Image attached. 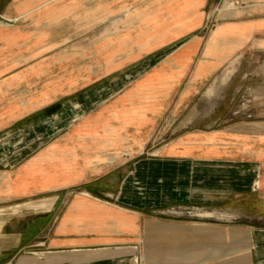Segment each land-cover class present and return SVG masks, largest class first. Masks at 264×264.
<instances>
[{"label":"crops","instance_id":"obj_1","mask_svg":"<svg viewBox=\"0 0 264 264\" xmlns=\"http://www.w3.org/2000/svg\"><path fill=\"white\" fill-rule=\"evenodd\" d=\"M189 1L0 0V264H136L140 251L143 264H264L254 225L150 213L216 201L223 194L211 189L227 173V187L251 189L235 164H264V130L188 129L197 108L183 116L251 43L264 50V12L240 8L205 36L212 0ZM146 55L153 63L136 81L69 115L41 145L12 151L17 128L45 122ZM171 114L183 116L175 137L152 149Z\"/></svg>","mask_w":264,"mask_h":264},{"label":"rangeland","instance_id":"obj_2","mask_svg":"<svg viewBox=\"0 0 264 264\" xmlns=\"http://www.w3.org/2000/svg\"><path fill=\"white\" fill-rule=\"evenodd\" d=\"M225 1L227 0H212L208 6L205 12V23L202 28L203 35H209L218 21L225 20L226 18H236L241 15H226L224 18H218V8L221 7ZM235 1H238L240 4L247 2L250 4L261 3L259 0ZM248 12L256 14L255 16H260V13L264 12V5L242 9V14ZM168 53L169 52L163 54L162 57L165 58ZM241 55V59L236 64L237 72L230 77L229 81L224 83V71L233 61H230L214 78L217 79V86L215 87L214 94L212 96L207 95V90L213 82V79L206 86L202 95H200L193 102L192 106L183 114V116L186 115L193 107L197 108L198 114L195 117V121L190 125L188 124V129L211 131L236 126L239 129L248 130L254 135H260L261 131L264 130V50L256 49L254 43H251L241 52ZM147 59H149L148 55L141 60V62L144 63L134 68L132 67L129 70H125L119 75L112 76V78L107 80L103 85L95 88L87 95L66 103L55 116L46 118L47 120H45V122H31L17 128L18 132L14 135L12 142V151L16 152V150L25 145V143L28 145H41L43 141L49 139L45 137H48V135L51 137L53 135V128L59 127L63 129L65 126L70 125L73 118H71V120L69 119V123L65 122V119H68L69 115L76 114L81 116L85 114L93 105L104 102L125 85L136 81L137 78L152 65L153 62L151 61L145 62ZM102 94H104V96H101ZM91 96L94 100H90ZM86 102H88V105H85ZM75 104L80 105L75 109ZM182 117L177 120L172 114L169 115L162 123V128L158 131L150 147H152V149L160 147L175 137V133H173L174 127L171 126H174V124L177 125ZM165 130L167 131L165 132ZM159 152L160 149L152 151L154 154ZM13 158V161H15L17 155L15 154ZM222 164L228 163L222 162ZM232 164L234 165V163ZM235 165H242L241 169L237 171L240 175H243L246 171L251 174V189H244L242 192H236L234 188L227 187L228 183L225 182V179L228 181L230 179L227 173V177H222L224 181L217 184L214 189H211L213 195L216 193L218 194V192L223 194L220 195V198H216V201L190 203L173 202L166 207L154 208L150 213L152 212L155 216L174 219L215 220L226 223L249 224L263 230L262 234H264V204L261 205L258 201L262 193L258 181L261 179L260 174L262 172V167L264 169V164L262 166L259 159L250 158L248 161H244V163H236ZM225 168V166L221 167L223 170H225ZM128 174V171L119 174L117 180L120 182V180H122L123 177H127ZM157 174L160 175L161 178H167L162 172H158ZM151 176L154 177L152 174ZM146 177H149L148 173H144L143 181ZM30 210L32 209L29 207L28 211ZM262 243L264 244V237ZM143 262V254L140 251L136 264H143Z\"/></svg>","mask_w":264,"mask_h":264},{"label":"bare ground","instance_id":"obj_3","mask_svg":"<svg viewBox=\"0 0 264 264\" xmlns=\"http://www.w3.org/2000/svg\"><path fill=\"white\" fill-rule=\"evenodd\" d=\"M191 1V0H190ZM189 1V2H190ZM204 4V3H203ZM259 4V3H256ZM249 6H254V4H250L249 2L247 3H242L240 4L238 1L235 0H227L224 2V4L219 7V16L221 18H224L226 15H231L234 16L240 8H246ZM186 8V7H185ZM195 11V10H194ZM196 12V11H195ZM189 15V14H188ZM185 16V15H183ZM160 21V20H159ZM160 23V22H159ZM2 25V24H1ZM199 42V41H198ZM241 58V56H240ZM239 61V57L235 59L226 69H225V81H228L230 77L236 72L237 70V62ZM216 83V82H213ZM5 178V177H4ZM260 184V181H258ZM6 187V186H5ZM87 193V192H86ZM89 194V193H87ZM9 199V198H8ZM4 200V199H3ZM40 207L39 206H34L32 207V210H38Z\"/></svg>","mask_w":264,"mask_h":264}]
</instances>
